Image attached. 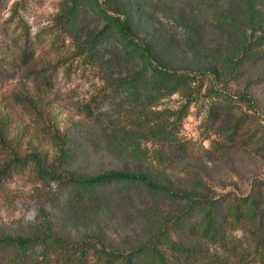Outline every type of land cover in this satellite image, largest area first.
I'll return each instance as SVG.
<instances>
[{"label": "trees", "instance_id": "obj_1", "mask_svg": "<svg viewBox=\"0 0 264 264\" xmlns=\"http://www.w3.org/2000/svg\"><path fill=\"white\" fill-rule=\"evenodd\" d=\"M152 2L61 1L57 24L64 32L77 33L84 23L83 13L103 21L101 28L88 32L77 45L79 55L99 65L107 48L118 61L134 67L117 81L132 99V110L103 136L114 156L124 161L127 154L133 163L92 175L60 173L69 189V219L85 224L84 228L92 225L84 235L71 239L64 235L65 225L58 217L60 222L45 221L33 235L0 236V264H264V179H255L244 195L217 193L200 172L184 168L180 185L163 169L173 163V151L186 148L177 134L203 87L195 74L218 80L223 73L240 74L242 67L264 62V0H194L197 9H189L186 0H176L171 17L185 29L180 46L192 56L189 62L178 60L179 44L151 24L149 12L157 9ZM202 14H209V22L232 43L224 47L204 43L199 33ZM209 90L223 97L208 111V120L219 123L222 141L250 148L264 158L262 120L250 111L234 113L230 97L212 85ZM174 94L183 100L180 107L157 110L164 98ZM251 116L256 130L250 128ZM141 138L158 145L153 159L140 150ZM73 157L74 152L61 146L51 162L34 160L35 173L52 181L59 175L55 164L67 165ZM136 193H144L155 206L118 205L116 200ZM113 205L140 223L137 236H114L120 234ZM108 216L114 218L111 226Z\"/></svg>", "mask_w": 264, "mask_h": 264}, {"label": "rangeland", "instance_id": "obj_2", "mask_svg": "<svg viewBox=\"0 0 264 264\" xmlns=\"http://www.w3.org/2000/svg\"><path fill=\"white\" fill-rule=\"evenodd\" d=\"M61 1L0 0V236L33 235L41 231L45 221L60 222L58 217L65 225L64 235L71 239L84 235L92 224L84 228L85 224L76 225L69 219V189L60 173L92 175L123 165L132 167L130 156L118 159L108 150L103 136L132 110V99L117 81L134 67L118 61L107 48L103 61L97 62L100 66L79 55L77 45L88 32L101 28L103 21L83 13L84 23L77 33L64 32L57 24ZM193 1L186 0L189 9H197ZM152 4L157 9L152 7L149 12L151 24L179 44L178 60L191 61L192 56L184 54L180 46L185 29L171 17L176 0H153ZM203 15L198 17L204 43L211 47L231 44L227 35L209 22V14ZM239 71L229 76L223 73L218 80L195 74L203 87L178 130L177 137L186 148L173 151V163L163 168L170 177L180 180L186 168L200 172L215 192L238 195L247 194L255 179H264V158L250 148L224 143L219 123L208 120L211 105L223 99L209 90L211 85L233 100L234 113L246 110L258 120L264 119V62ZM182 101L174 94L164 98L157 110H175ZM249 122L256 130L253 116ZM138 143L149 159L159 150L145 138ZM61 146L74 152L69 164L57 162L59 175L52 181L38 177L34 160L51 162ZM116 201L129 208L155 206L144 193ZM118 205H113L117 220L107 217L109 226L113 220L118 227L120 235L114 236H137L140 223L133 216H123Z\"/></svg>", "mask_w": 264, "mask_h": 264}, {"label": "built area", "instance_id": "obj_3", "mask_svg": "<svg viewBox=\"0 0 264 264\" xmlns=\"http://www.w3.org/2000/svg\"><path fill=\"white\" fill-rule=\"evenodd\" d=\"M261 132L264 135V119L262 120V128H261Z\"/></svg>", "mask_w": 264, "mask_h": 264}]
</instances>
